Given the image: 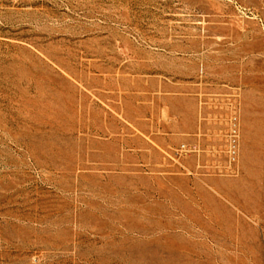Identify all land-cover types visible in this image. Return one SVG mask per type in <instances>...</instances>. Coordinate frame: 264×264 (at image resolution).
I'll list each match as a JSON object with an SVG mask.
<instances>
[{
	"label": "rangeland",
	"instance_id": "rangeland-1",
	"mask_svg": "<svg viewBox=\"0 0 264 264\" xmlns=\"http://www.w3.org/2000/svg\"><path fill=\"white\" fill-rule=\"evenodd\" d=\"M0 264H264V0H0Z\"/></svg>",
	"mask_w": 264,
	"mask_h": 264
}]
</instances>
